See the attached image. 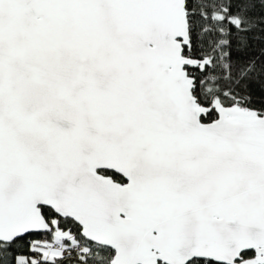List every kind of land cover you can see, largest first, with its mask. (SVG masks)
<instances>
[{
    "label": "snow or ice",
    "instance_id": "obj_1",
    "mask_svg": "<svg viewBox=\"0 0 264 264\" xmlns=\"http://www.w3.org/2000/svg\"><path fill=\"white\" fill-rule=\"evenodd\" d=\"M0 264H264V0H0Z\"/></svg>",
    "mask_w": 264,
    "mask_h": 264
}]
</instances>
